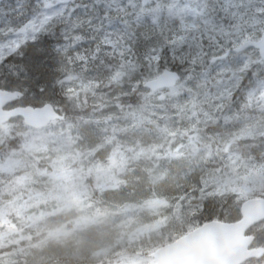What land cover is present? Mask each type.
I'll use <instances>...</instances> for the list:
<instances>
[{
    "label": "trees",
    "instance_id": "16d2710c",
    "mask_svg": "<svg viewBox=\"0 0 264 264\" xmlns=\"http://www.w3.org/2000/svg\"><path fill=\"white\" fill-rule=\"evenodd\" d=\"M50 2L54 5V9H49V14L64 6L61 0H50ZM44 3L45 0H8L0 5V44L15 38L22 26L30 21L34 20L38 27L43 19ZM70 3L79 6L76 8L73 21L79 19L83 22L80 32L84 37L71 50L70 54L73 58L77 54L84 56L86 59L83 64L75 59L72 63H68L63 56L57 54L56 47L65 42L63 27L58 25L54 29V34L47 32L41 35L36 43H31L30 40L24 41L20 51L0 65V89L4 87L23 89L20 101L22 105L34 107L46 104L58 105L67 116L62 124H71V132L74 133L77 130L79 133L77 138L69 140V144L61 145L67 148L70 153L77 152L73 156L82 159L83 163L88 162L85 166L88 170L80 173L75 170L78 165L71 164L72 167L65 169L64 176L69 177L68 191L85 193L92 202V207L86 209V212H90L92 215L116 211L118 208L126 206H148L150 202L167 196L166 193L162 194L165 189L177 192L176 194L182 192L185 195L196 194L199 196V201H194V204H202L205 208V212L200 213L199 216L201 218L200 225L214 219L227 220L223 210L229 206V201L235 196L234 193L226 189L228 198L219 197L221 199L219 201L216 196L201 195L202 178L210 168L228 167L232 164V158L237 156L240 159L236 163L241 165L247 164L248 156L253 157L252 161L255 160V162H258L261 157L264 159L262 156L264 139L257 137L254 140L238 139L232 143L229 152L224 151L225 145L237 137V135H232L236 132L235 129L249 118L257 117V113L260 111L259 109L250 111L254 108L252 107L242 112L245 97L241 93L238 95L239 99H236V103L232 105L233 119L225 124L221 116L213 118L216 112L211 106V99H200L201 97L205 98V95H200V93L207 92V89L217 92L219 83L226 81L224 75L216 76L219 71L215 65L210 63L213 56L225 54L246 40L245 38L254 39L261 34L264 26V4L250 5L249 10L241 12L245 20L239 21L237 16H233L235 24L255 29L251 33L238 34L233 28L226 29L229 34L225 35L219 29L215 32L206 29L202 17L195 15L186 18L183 20L185 24H195L198 29L192 33L196 39L190 38L180 46L174 59L172 46L167 38L174 36L180 30L181 23L178 21L180 18L175 17L176 19L171 23L153 27L148 22L141 20L137 22L134 10L130 11L129 8H126V11L118 12L114 6H108L107 0L100 4H96L95 0H70ZM205 4L209 5L208 13H206L209 18L215 17L218 24L220 20L228 22L231 15L225 18V13L220 10L225 5L223 0H181V5H186V7L197 11H201ZM82 15L90 17L91 25L87 23L89 19L86 20ZM64 22L66 23V20ZM165 24L169 25L166 29L154 30V28L163 27ZM29 34L31 35L30 32ZM153 49L157 50L156 53H152ZM161 49L163 50L161 51ZM149 54H158L161 58L158 62L150 60ZM193 58L197 60V63L191 62ZM198 59H203V63L199 64ZM240 63L242 62L237 58L230 59L228 62L230 66L225 69H235L240 66ZM8 65H16L15 72L19 75H14ZM167 69L182 75L183 87L187 89L191 85L196 87L192 89L191 93L182 89L176 100L152 103L151 99L147 97L153 93L145 87V83ZM66 71L77 75L78 78L69 81L65 75ZM118 73L119 75H117ZM202 73L207 74L206 79L201 77ZM188 77H192V79L189 80ZM59 80H64V84H59ZM200 80L202 83L197 86V82L200 83ZM188 82L191 84L188 85ZM249 86L250 84L245 85V88ZM39 87H43L45 91L40 92ZM193 95L197 97L196 107H192L189 103ZM103 99L105 100L103 101ZM99 100L103 101L104 106L102 117L109 112L111 113L106 115L118 116V112L115 110L123 109L133 118V108L138 109L139 115L134 118L135 121L127 123L126 130L122 131L115 129L110 123L91 122L86 115L93 109V104ZM83 102L87 109L82 111L78 105ZM241 112L240 119H236V114ZM205 113L211 115L212 119H208ZM160 117L164 119H160ZM18 120V130L10 134L7 142L0 149V156L3 158L4 155L24 154L25 158L33 161L38 172L46 170V173L49 174L52 170L51 165L45 161H39L30 152L31 149L37 148L38 137L44 131L28 129L22 120ZM18 133H22V135H18ZM229 134L235 137H230ZM203 136L211 138L202 139ZM180 139H189L192 142L186 148L187 153L192 151L193 143L201 146L202 149L197 151L200 158L184 157L185 149L179 153L171 150L170 146L173 143L179 144ZM205 143L207 146L203 147ZM250 143L253 144V147L247 148L246 145ZM208 151L213 153L214 157H207ZM166 152H172L175 158L171 161L172 171H168V176L164 177L165 173L163 172L167 169L163 170L160 163L153 164L150 156H162ZM119 159L121 164L117 162ZM31 176H33L32 173L28 172L27 180H30ZM18 177L17 173L0 172V207L9 201L7 196L11 188H7V186L15 185ZM221 179L223 180V178ZM196 198L194 197V199ZM183 200L184 198L178 200V203L174 202L177 204L172 207L175 213L183 215ZM239 205L240 203L234 208L237 210ZM213 209L219 212L216 215H210ZM133 211L129 212L128 216L135 215ZM175 213L174 215L165 213L163 217L177 216ZM0 215L7 217L9 223H12L10 225H13L9 228L8 226L1 227L0 224V237L4 233L10 234L12 237L21 236V232L32 234L23 239L24 241L7 245V247L0 245V257L17 253L18 255L14 256L21 258L23 254V256L27 255L26 250L45 241L46 246L51 249L55 247V249H50L49 252L43 254L47 255L51 252V256L61 258L59 261L61 264H96L92 260L88 262L77 258L86 260L92 248H105L119 238L125 230L133 233L136 231L134 227L119 229L125 227V225L120 226V221H125L126 218H119L111 222L102 231L96 230L90 224H84L86 229L83 231L86 232L84 238L87 240L86 251L82 249L79 254L75 247H69L73 250L74 256H78H68L70 254L66 252L63 257L56 253L60 251L59 249L62 250V243L55 244L46 241L55 229L54 220H51L50 215L18 213L6 215L0 213ZM31 216L34 218H37L36 216H39L38 218L46 217L47 219L40 220L43 228L36 230L27 226L26 219L30 220ZM176 219H180V222L183 220L181 216ZM138 225L141 231L149 233L152 231L151 219L148 216L144 220L138 221ZM109 231H111L110 234H106ZM107 235L112 239L104 241L103 239H107ZM181 235L183 234L180 233ZM69 257L71 260L66 259ZM44 258L46 257L41 255L40 261L33 264L58 263L55 260H50L51 257L48 261H45ZM74 258L76 259L72 260Z\"/></svg>",
    "mask_w": 264,
    "mask_h": 264
},
{
    "label": "rangeland",
    "instance_id": "374dc122",
    "mask_svg": "<svg viewBox=\"0 0 264 264\" xmlns=\"http://www.w3.org/2000/svg\"><path fill=\"white\" fill-rule=\"evenodd\" d=\"M224 4L226 3L225 0ZM138 3H143V0H137ZM162 2L168 3L170 0H162ZM181 3V0H180ZM257 3L260 5H263L260 0H230L231 4V13H235L234 16H237V19L239 21L245 20L242 17L241 12H246V10L250 9V5L257 6ZM154 6V3L150 5V7ZM183 7H186V5H181ZM120 7L123 9L129 8L130 11H136L135 9L129 7V0L120 1ZM116 9V7L114 6ZM87 15H90V13ZM82 15L86 20H88L90 17ZM135 15V13H134ZM194 17L195 14L193 12H187L184 14V20L186 18ZM175 17L177 16H169L167 11H165L163 14H160L158 17V22L154 23V15L147 14L144 15L141 18V21L148 22L150 25L159 26V24L164 23H171ZM179 18V17H178ZM135 19L136 15H135ZM162 20V21H161ZM181 20V19H180ZM179 23H181V21ZM234 18L231 15L228 22H224L220 20V23H223L225 29H236L238 34L241 33H251L252 31H255L253 28H248L246 26H243L242 24H235L233 22ZM264 23V21H263ZM232 25V27H229V25ZM169 25H164L163 27L154 28V30L158 29H166ZM19 33V34H18ZM15 35V38L8 41H19L21 44L25 41V37L23 33L18 32ZM30 35V34H29ZM249 39V37H247ZM245 38V39H247ZM8 41H4L1 44L7 43ZM245 41V40H244ZM240 44V43H239ZM259 58L258 55H255L253 51L247 52L241 59L244 61H248L249 59H252L251 62H254V57ZM241 61V60H240ZM198 63H203V59H198ZM220 73L222 75H226L225 79H230L232 69H224L223 65H220ZM236 69V68H235ZM226 80V81H227ZM199 81L197 82V86L201 84ZM191 82H188V85H190ZM196 86L191 85L189 89H193ZM183 89L187 90V88ZM171 92V91H170ZM170 92H159L156 94H153L151 96H148V99H151L152 103L156 102H163V101H172L176 100L177 97L172 96ZM207 93L209 97L215 96L217 93L215 90H208L207 92H201L200 95H205ZM163 97V99L161 98ZM205 99V98H200ZM210 99V98H209ZM105 99H103L104 101ZM103 101L99 100L98 102L93 104V109L88 112L86 115L89 121L102 124L110 123L112 127L115 129H121L126 130L125 125L129 122L135 121L134 118L138 117L139 111L137 108H133L134 117L132 118L131 115H128L126 111L124 112L123 109H116L115 111L118 112V116H108L106 113L104 117L101 116V113L104 111ZM25 103V102H24ZM79 109H85L87 108L85 102L78 105ZM111 108H113V105H111ZM108 109V107H106ZM208 112V111H206ZM211 116V115H208ZM220 115L215 114L213 118H218ZM142 117V116H140ZM261 114L260 118L261 119ZM160 119H164L163 117H160ZM209 119V118H208ZM18 122L19 120H16L14 122H11L7 126H9V131L7 134L3 132V129H0V149L5 145L8 138L10 137L11 133H14L18 130ZM70 127H72L69 123L64 124H56L52 125L49 128H47L39 138L38 146L37 148L31 149V153H33L39 161H45L46 163L50 164L52 167L51 172L48 174L46 173V170L42 172L37 171L36 165L33 164V161L30 159L25 158L24 154H13V155H4L3 158L0 156V172H12L17 173L19 177L17 178V182L13 186H7V188H11L8 192V198L9 201L7 203H4L2 207H0V213L1 214H48L52 217L51 220H54V232L49 235V237L46 239V241L51 243H63L62 250L56 252L57 255L65 256L64 253L68 252L70 255L68 256H78L73 254V250L69 247H75L76 250L81 253L82 249L86 251V242L87 240L82 238V236L86 235L82 234L84 232L81 231V227L83 224L92 225L97 230H104L106 229L109 224L113 221L118 220L119 218H126L125 221H120V226L125 225V227H120L119 229L124 228H131L134 227L136 231L133 233L129 230H125L122 232L121 236L114 240L110 245H107L105 248H92L90 250V255L87 256L88 259L84 260L80 258V260L88 261L91 260L94 262L103 261V264H154V261L149 259L145 254L144 257H140L135 255L134 253L138 250H142L139 252L146 253L149 249L151 251L147 253H151L155 251L156 249H159L162 245L170 243L174 240L178 239V236H180V233L184 234L187 231H190V229L195 228L201 221V218H199L200 213L197 211L194 213L193 206L194 201H199V196L196 194H190L185 195L184 192L181 194H176L177 192H173L172 190L168 191V189H165V191L162 193H166L167 196H164L163 198L157 199L156 201H152L149 203L148 206H126L123 208H118L116 211H107L104 214H97L92 215L90 212H86V209H89L92 207V202L89 200V197L84 193L80 191H68V183H69V177L64 176L65 169H69L71 165H78V167L75 169L76 171H80V173L87 171L86 164L88 162L83 163L82 159H78V157H75L73 155L77 154V152L70 153V151L63 147L61 144H69L70 139L77 138L79 133L77 130L72 133L70 130ZM230 137H233L232 135H239L238 131H236L234 134H229ZM197 136V135H196ZM211 138V137H210ZM209 137L203 136L202 139H210ZM180 143L170 146V149L173 150L175 153H179L183 149L184 151V157H197L198 159L199 154L198 150L202 149L201 146H199L197 143H193L192 151L190 153H187L186 148L189 145V143H192L189 139L188 140H179ZM209 142V140H208ZM206 143L203 147H206ZM207 157H214L213 153L208 151L206 154ZM62 158V159H61ZM175 158V155L172 152H166L162 156L157 155H151L150 160L153 164L160 163L161 168H166L167 170H164L163 173H165L164 177H167L168 171H172V165L171 161ZM195 159V160H198ZM120 159L117 161L119 164ZM123 163V162H122ZM261 163V162H260ZM260 163H256L257 165ZM71 164V165H70ZM124 164V163H123ZM244 165V164H243ZM249 166L253 165L251 163L247 164ZM235 167L238 169L239 176H243L246 174V170L240 163H236ZM28 172H31L33 176H31L30 180H27L26 174ZM222 172H225L222 174ZM217 177V178H223L227 179L229 177L237 178L238 184H242L243 181L238 179L237 174L233 172V164L229 165L228 167H220L218 168H210L207 170L202 178V186H200V192H202L201 195H204L206 197H218L217 201L221 200L220 198H228L227 191H224V193L221 194H213L208 195V193L215 192V185L211 183V178ZM30 181V182H29ZM206 181L208 183H206ZM31 183V184H29ZM56 188H59V190H56ZM46 190V191H45ZM164 190V189H163ZM13 193L11 194V192ZM58 192V193H57ZM231 192V191H230ZM232 193V192H231ZM260 193V194H259ZM56 194V195H53ZM257 196H264V193H261L259 191L250 193L249 197L252 195ZM200 195V196H201ZM235 196L231 198L229 201V206L223 210L224 214H226V219L230 220L235 219L238 216L239 210H235L234 207L236 204H238L241 200H243L241 197L237 196L234 193ZM194 197H197L194 199ZM220 197V198H219ZM184 198L183 200V215L177 214L173 210V205H177L174 202ZM226 200V199H224ZM221 202V201H220ZM227 203V201H225ZM217 206V205H216ZM135 215L128 216L129 212H132ZM209 211V210H208ZM222 211V210H221ZM217 210L213 209V211L210 213V215H216ZM109 213V214H107ZM167 213L170 215H174V213L177 216H169V217H163V215ZM197 214L195 217L192 215ZM56 215V216H55ZM71 215H75L72 219ZM207 215V214H206ZM205 215V216H206ZM149 217L151 219V228L152 231L149 233L147 231H141V228H139L138 221L144 220L146 217ZM181 216L182 222L176 219V217ZM37 218H34L31 216L30 220L26 219L27 226H30L36 230L43 228L41 224V219H47L46 217L38 218L39 216H36ZM194 218V219H193ZM40 221V222H39ZM62 221V222H61ZM7 217H3L0 215V224L1 227L8 226L9 228L13 227V225H10L12 223H9ZM74 223V225H73ZM72 225V226H70ZM70 226V227H69ZM65 227H69L70 230H65ZM80 230V231H79ZM80 232V234L78 233ZM255 232H258L261 234V238H264V224L258 226L255 230ZM111 231L107 232L106 234H110ZM21 236H15L12 237V235L8 233H4L3 236H1L0 245H4V247H7V245L15 244L23 239H26L29 237V235H32L30 232H21ZM114 233V232H113ZM80 235V236H76ZM82 234V235H81ZM75 237V238H73ZM66 239V240H65ZM112 238H109L107 235V239H103L104 241H108ZM50 240V241H49ZM43 242H39L35 244L36 246H33L32 248L26 250L25 256H21V258L15 257L14 255H18L17 253H13L14 255H6L0 257V264H33L38 261L41 258V255H43L45 261L49 260V257H51L50 260H55L56 262L60 261L61 258H57L55 256H51V252L47 255H44L43 253L49 252L51 248L45 245ZM44 245V246H42ZM149 245V248H148ZM85 247V248H83ZM137 248V249H134ZM55 249V247H53ZM51 249V250H53ZM118 249H121L118 251ZM48 250V251H47ZM77 252V253H78ZM127 253L126 255H121L123 253ZM94 253H100L99 256L94 255ZM132 254V255H130ZM117 255H121L118 257V260L114 262L111 261V257L114 256V258ZM49 256V257H48ZM53 257V258H52ZM82 257V255H81ZM71 259V257L66 258ZM38 264V263H37Z\"/></svg>",
    "mask_w": 264,
    "mask_h": 264
},
{
    "label": "snow or ice",
    "instance_id": "6c2138e0",
    "mask_svg": "<svg viewBox=\"0 0 264 264\" xmlns=\"http://www.w3.org/2000/svg\"><path fill=\"white\" fill-rule=\"evenodd\" d=\"M61 2L64 6L58 10L51 11L49 14V9H54V5L50 2V0H45L43 19L40 21L39 26L37 27L33 20L24 24L19 32L24 34L25 42L30 40L31 43H36L41 35L47 32H53L54 34V29L58 25H61L63 27V38L65 42L64 44L56 47L55 50L57 54L63 56L68 63H72L75 59L83 64L86 59L84 56L77 54L73 58L70 54L71 50L84 39L80 32V29L83 27V22L79 21V19L73 21L76 8L79 6L72 5L70 0H61ZM95 2L96 4H100L105 2V0H95ZM107 2L109 7L115 6L118 12L126 11V9L120 7V0H107ZM153 3L154 6L150 7ZM262 3H264V0H262ZM129 7L136 10L135 15L137 22H140L144 15L151 14L154 15L153 22L157 23L159 15L163 14L165 11H167L169 16H177L181 19L180 30L176 32L174 36L167 38V41L170 42L172 46L174 59L176 58V51L180 46L189 41L190 38L193 40L196 39V37L192 35L193 32L198 31L195 24H185L183 22L184 14L187 12H193L197 17H202L204 19L206 29L213 32L219 29L221 33L225 35L229 34L224 28L223 23L218 24L215 17L209 18V15H206L209 8V5L207 4L202 6L201 11H197L195 9L181 6L180 0H170L168 3L162 2V0H143L142 4L138 3L137 0H129ZM230 9V0H226L225 5L220 9L225 13V18L229 15H235V13H231ZM57 18L60 19L58 20ZM65 20L66 23L64 22ZM87 23L91 25V19H89ZM229 27H232V25L230 24ZM29 32L31 35H29ZM109 43L111 42L109 41ZM20 49L21 43L19 41H8L7 43L0 44V65H3L11 56L19 52ZM162 50L163 49H161V51ZM156 51V49H153L152 53H156ZM236 51H239V49L237 48ZM160 58L161 57L158 54H149L150 60L158 62ZM225 59H227V57H222L221 62ZM191 62L195 64L197 63V60L193 58ZM260 65H264V59L257 61L255 64L251 61H245L236 69L230 70V79L219 83L218 91L215 96L209 97V95L205 93V99H211L212 108L223 118L225 124L233 119L232 105L236 103V97L241 93L245 97V101L242 105V112L255 107L258 108L261 113V119H249L239 126V135L225 145V152H229L232 143H235L238 139L242 138L245 140H254L257 136L264 139V67H259ZM8 67L14 75H19L15 72L16 65H8ZM65 75L69 81L76 80L78 78L77 75L68 73L67 71L65 72ZM117 75H119V73ZM206 76V73L201 74V77L205 79ZM249 77H253L254 80H249L250 86L245 88L244 81L249 79ZM156 79H166L170 84V94L175 97L180 96L183 85L180 84V77L175 73L165 71L162 74H158ZM187 79L190 80L192 77H188ZM58 83L62 85L64 84V80H59ZM146 86L151 90V93L155 94L157 92L154 81L146 82ZM38 90L40 92L45 91L43 87H39ZM187 91L191 93L192 89H187ZM22 92L23 89L18 87H4L0 89V103L4 100H13L15 102L17 97H21ZM161 98L163 99V97ZM189 103H191L192 107H196L197 97L193 95ZM13 107H15V103L13 104ZM242 112L236 114V119H240ZM10 114V112L0 113V129H3L5 134L8 133L9 126L5 125L3 121L6 120ZM205 115L208 116V113H205ZM208 118L212 119L211 116H208ZM239 159V156L232 158L233 172L237 174L238 179L242 180L243 183L238 184L237 178L232 177L223 180L217 177H212L210 182L216 186L215 192H210L208 195H222L227 189L241 197L243 200H248L250 193L257 191L264 193V163H260L258 165L253 164L251 166L247 164L242 165V167L246 170V174L239 176L238 169L235 167V164ZM206 183L208 182L206 181ZM247 247L248 252L245 264H249V262L253 260H255L256 264H261V262L264 261V238H261L255 245L248 244ZM256 257H259L260 259L257 260ZM232 264H236V262L233 261Z\"/></svg>",
    "mask_w": 264,
    "mask_h": 264
},
{
    "label": "water",
    "instance_id": "95a60500",
    "mask_svg": "<svg viewBox=\"0 0 264 264\" xmlns=\"http://www.w3.org/2000/svg\"><path fill=\"white\" fill-rule=\"evenodd\" d=\"M4 1L0 0V4ZM249 48L259 50L264 59V34L259 41L246 42L238 52ZM151 81L155 82L157 91L170 88L166 79L157 80L155 78ZM17 100L18 97L15 102ZM12 103H14L13 100H4L0 103V113H11L3 121L4 124L15 117H22L28 127L39 130L55 119L64 118L55 111L52 105L41 108L19 107L5 110V107ZM241 212L243 218L238 223H208L176 243L157 251L152 257L157 260L158 264H232L233 261L236 264H242L247 260V246L254 240L252 237H245V233L254 225L264 221V200H251L244 203Z\"/></svg>",
    "mask_w": 264,
    "mask_h": 264
},
{
    "label": "clouds",
    "instance_id": "9594fccd",
    "mask_svg": "<svg viewBox=\"0 0 264 264\" xmlns=\"http://www.w3.org/2000/svg\"><path fill=\"white\" fill-rule=\"evenodd\" d=\"M18 135H22V133H18ZM193 211H194V213L198 211L199 213L202 214L205 212V208L202 204H197V205L193 206ZM94 255L99 256L100 253H94ZM256 259L259 260L260 258L256 257ZM99 264H103V261H100ZM261 264H264V261H262Z\"/></svg>",
    "mask_w": 264,
    "mask_h": 264
},
{
    "label": "flooded vegetation",
    "instance_id": "af4514ba",
    "mask_svg": "<svg viewBox=\"0 0 264 264\" xmlns=\"http://www.w3.org/2000/svg\"><path fill=\"white\" fill-rule=\"evenodd\" d=\"M252 109H255V107H254V108H252Z\"/></svg>",
    "mask_w": 264,
    "mask_h": 264
},
{
    "label": "bare ground",
    "instance_id": "6f19581e",
    "mask_svg": "<svg viewBox=\"0 0 264 264\" xmlns=\"http://www.w3.org/2000/svg\"><path fill=\"white\" fill-rule=\"evenodd\" d=\"M51 54V53H50ZM53 55V54H52Z\"/></svg>",
    "mask_w": 264,
    "mask_h": 264
}]
</instances>
